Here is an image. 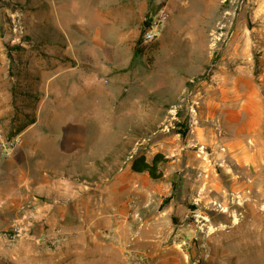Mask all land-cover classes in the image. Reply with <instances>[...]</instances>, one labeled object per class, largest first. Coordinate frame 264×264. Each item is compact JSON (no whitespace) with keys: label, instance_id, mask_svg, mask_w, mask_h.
Here are the masks:
<instances>
[{"label":"rangeland","instance_id":"rangeland-1","mask_svg":"<svg viewBox=\"0 0 264 264\" xmlns=\"http://www.w3.org/2000/svg\"><path fill=\"white\" fill-rule=\"evenodd\" d=\"M102 1L117 10L124 0ZM187 2L135 0L129 21L112 24V30L127 31L135 47L146 18L161 10L170 14L157 39L137 45L141 52L134 65L143 78L144 67L161 79L173 68L175 80L186 86L176 98V105H183L175 112V129L187 131L197 123L202 129L203 140L194 147L197 159L177 173L179 180L187 174L181 201L170 210V200L133 207L117 227L91 228L89 216L72 213L48 223L39 214L41 198L28 194L22 167L13 158L20 146L9 157L0 152V264H264V145L254 142L250 150L234 151L226 143L231 134L246 131L248 111H254L256 126L264 123V0ZM39 9V0H0V65L11 52L20 57L38 46L31 32L38 30ZM221 63L238 65L237 102L231 103L230 87L224 85L230 71L220 70ZM7 70L9 79L13 74ZM252 86L255 99L248 102L243 94ZM235 110L238 121L231 123ZM29 202L36 206L32 226L11 240L18 208ZM214 202L227 210H216Z\"/></svg>","mask_w":264,"mask_h":264},{"label":"crops","instance_id":"crops-1","mask_svg":"<svg viewBox=\"0 0 264 264\" xmlns=\"http://www.w3.org/2000/svg\"><path fill=\"white\" fill-rule=\"evenodd\" d=\"M134 3L124 0L115 10L102 0H39L38 30L31 32L38 46L20 57L11 52L0 65V138L4 131L23 136L13 158L28 194L41 198L39 214L48 223L72 213L89 216L91 228L117 227L133 207L170 197L176 183L168 209L181 201L187 174L179 180L177 173L197 159L194 147L203 140L202 129L199 123L183 135L175 129L184 80H175L173 68L161 79L144 67L146 77H140L133 38L112 30V24L129 21ZM9 67L13 75L7 79ZM219 67L230 71L224 85L231 103L237 102L238 65ZM244 93L254 101L253 86ZM238 114L231 111V123ZM247 115L246 131L226 142L234 151L250 150L249 143L264 145V123L256 126L252 110ZM157 153L168 159L161 180L131 170L135 156L150 161Z\"/></svg>","mask_w":264,"mask_h":264},{"label":"built area","instance_id":"built-area-1","mask_svg":"<svg viewBox=\"0 0 264 264\" xmlns=\"http://www.w3.org/2000/svg\"><path fill=\"white\" fill-rule=\"evenodd\" d=\"M170 14L166 10H161L157 16H153L150 20L149 25L145 28L142 39L143 42H150L157 39L164 28L165 24L168 22ZM17 30V26L13 27V31ZM23 144V137L21 134H15L10 138H0V152L4 157H9L13 150ZM203 152V146L198 149V156H201ZM214 208L219 211H226L225 207L220 202H214ZM20 216L14 220L12 225V234L10 235L11 240H16L21 234L26 233L30 230L32 226L33 215L36 212V206L32 203L21 204L18 208ZM50 245H54L51 241H46Z\"/></svg>","mask_w":264,"mask_h":264},{"label":"trees","instance_id":"trees-1","mask_svg":"<svg viewBox=\"0 0 264 264\" xmlns=\"http://www.w3.org/2000/svg\"><path fill=\"white\" fill-rule=\"evenodd\" d=\"M150 18H146L144 21V26L149 25ZM143 39L137 40L136 46L134 47L133 58L137 57L141 52L140 49L137 48V45L141 43ZM179 133L182 135L184 134L183 131L178 130ZM168 159L161 153H157L153 156V158L148 161L144 154L135 156L132 161L130 168L135 173H147L149 177L154 180L158 181L161 180L164 176L163 167L167 163ZM170 197L164 199V201H169Z\"/></svg>","mask_w":264,"mask_h":264}]
</instances>
